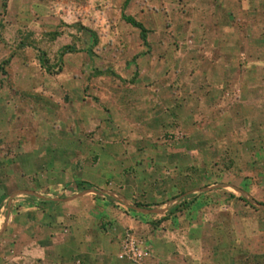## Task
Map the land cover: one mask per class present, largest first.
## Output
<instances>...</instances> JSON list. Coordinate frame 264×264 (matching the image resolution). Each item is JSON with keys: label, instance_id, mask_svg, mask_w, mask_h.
<instances>
[{"label": "rangeland", "instance_id": "rangeland-1", "mask_svg": "<svg viewBox=\"0 0 264 264\" xmlns=\"http://www.w3.org/2000/svg\"><path fill=\"white\" fill-rule=\"evenodd\" d=\"M6 1L4 7L0 0V126L20 132V148L15 157L7 145L0 152V183L7 181L0 190L6 194L0 202V264H54L29 256L22 241L29 232L20 207L31 205L19 200L30 201L32 189L16 188L36 187L39 180L20 175L39 165L49 169L39 185L51 184L58 203L117 193L115 202L109 199L114 222L122 224L113 237L120 260L146 264L153 253L149 237L177 232L174 219L153 225L156 214L180 203L170 215L184 221L197 201L208 207L184 222L199 228L185 254L196 264H264V3L257 9L245 2L237 12L236 4L218 10L219 4L212 9L192 0H129L125 7V0ZM220 11L227 19L210 17ZM122 13L148 29L147 45ZM64 45L75 51L62 55ZM40 51L53 65L49 71L40 66ZM209 69L214 81L206 86ZM42 149L46 155L40 157ZM99 161L102 171L115 175L105 181L107 188L75 196L68 186L55 189L60 176L63 181L80 170L90 176ZM172 187L191 191L165 194ZM144 216L149 226L122 222H144ZM213 221L219 226L211 229ZM126 237L145 252L141 258L120 257Z\"/></svg>", "mask_w": 264, "mask_h": 264}, {"label": "crops", "instance_id": "crops-1", "mask_svg": "<svg viewBox=\"0 0 264 264\" xmlns=\"http://www.w3.org/2000/svg\"><path fill=\"white\" fill-rule=\"evenodd\" d=\"M25 1H29V0H24V1L20 0V2H25ZM30 1L36 3L38 0H30ZM192 1L195 3H201V2L208 3L210 5V8L214 7V9L216 5H213V4H219L222 7L220 6L221 8L220 9L218 8V10H222V8L223 9L228 8L226 6L229 3H232V4H236L237 12H239V10H245L244 7L241 6L242 3H245V2L246 3L251 2L253 4L256 3L257 9H258L257 4L258 6H260L262 2L264 3V0H192ZM5 3H8V1L5 0ZM255 10L256 9L253 7L252 13ZM212 12H211L212 15L210 17L216 18V16H219L221 20L222 19L225 20V18L227 19V17L229 16V14L223 15V11L217 12V14L212 13ZM243 14H245L244 11H243ZM212 27H214V25H212ZM220 27H221V24L216 26V28H220ZM213 30L216 31L215 28ZM220 31H223V30H220ZM231 50L237 52V47L233 45ZM223 62L221 61V64L220 62L218 63V65L220 64L219 67H223V65H225ZM212 73L213 71H211L210 69H209V73L208 71L205 72V76L203 78L205 79L204 83H206V86L208 82L213 80L212 75H211ZM17 127H18L17 130L21 131V127L20 126H17ZM15 129L12 130L10 128L7 129L6 127H3L2 125L0 126V152H2L1 149H4L3 147H7V146L12 147L13 148L12 156L14 157H15V153L16 152L18 153V151L15 150V147L20 148V145L15 146V143L16 144L19 143L18 137L20 136L19 135L20 132L15 134L16 133ZM15 137L17 139L13 140ZM11 142L13 145L10 144ZM30 145L33 146L32 143H30ZM37 149L38 148H31L30 149L31 153L34 151H37ZM21 153H23V151ZM45 155H46V149H42L40 151V157H43ZM1 157H4V153L0 154V159ZM34 158L37 159V155ZM45 159L46 157H44L43 161H45ZM13 163L16 165L17 162L13 161ZM99 163L100 161L96 163V165L93 164L92 167L90 166L89 171H88L90 173V176L85 175L86 176L85 177L84 172H82L81 170L78 173L77 172L75 173L78 175V177L75 174H72V175L66 174L65 179H62L63 181H60L62 177L60 176L59 179L57 180L58 183H56L55 185L56 187L54 186L55 189H57L60 186L61 188L64 186H68L70 187L69 191H70L71 196H75L76 194L81 195L85 191L87 192L92 191L93 193H96V190H100V189H97V187L107 188V185H105L106 183L105 181L107 179L115 178V175L114 173L108 170L102 171ZM15 168L16 167L13 166L10 169L14 171ZM35 169H36L35 172H33L32 169H30L28 172L26 171V169H22L21 171H23L25 174L22 175V172H21L20 177L30 178L29 180H33V179L39 180L36 183V187H31V185H29L28 183L30 187L28 185H23L21 187L16 188L17 190H21V189L26 190L30 188L32 189V191L28 192V193H32V195L30 196L32 197V199L30 201L29 200L26 201L24 198L20 200L18 199L20 201V204H22V202H24V204L29 202V204L31 205L29 208H23V210L20 207L22 212L21 214H19V219L21 221V224L22 225L27 224V227H28V232H29L28 237L24 238V240L22 241H23L24 250L27 253H29V256H32V257L38 256L41 258L45 257L47 262L49 263L53 262L54 264H75V262L76 263L78 262L79 264H131L123 260H120L116 257V253L118 251V243L113 238L115 237L114 229H115V226L117 225L122 226V224H120V222L119 223L114 222L116 219L117 213L114 208L115 206L114 203L111 202L109 198L114 199V202H115L117 193H114L111 191L108 192L109 198L105 196H102L101 198L99 197L95 198L94 196L93 197L91 196L88 198L83 197V196H80V197L77 196L73 198L72 200L65 202V204H61V203H58V201H60L58 194L57 195L55 194L56 195L55 197L51 195L50 193L52 191L51 184L43 185L44 186L42 187L43 189H41L39 185L40 181L47 179L46 175L49 169L45 165L43 166L39 165L38 167H35ZM3 170H4V167L1 166L0 174L1 172H3ZM101 172H104V173H101ZM33 173L35 174V176ZM10 177L13 178L12 182L17 180L15 175H10ZM87 177H90V178H87ZM3 178L4 176L2 177L0 176V179H3ZM75 181L87 182L89 184V187L77 188L75 187ZM6 183L7 181L4 182L3 184L0 183L1 192H3V189ZM174 188L175 187H172L171 188L172 190L170 189L165 194H168L171 196L177 194L179 196H182L191 191L190 188L188 189L183 188L182 192L181 191L179 192L177 189L175 192ZM64 190L66 191V189ZM43 192H44V196H43ZM59 193L62 194L63 192H59ZM64 194L68 195L66 192ZM176 197L174 198L170 197V198L175 199ZM4 200H6V194L1 193L0 202ZM165 203L166 202L161 203V204L164 205ZM178 204L179 203H176L168 207H163L161 205V207L163 208L161 209L159 214H156V217L158 220H161L162 217L167 216L165 217V219H162L157 224L168 223L172 219H174L175 220L174 228H176L175 230L179 232L178 234L177 232H175V234H177L175 235L173 234L174 231L172 230L173 232L169 231L168 235L164 234V236L162 235L158 236L157 234L156 235L154 234L153 236H150L149 242L153 246V253L145 261L146 264H192V263L196 264L195 261H193L187 253L185 254V250H188V252H191L190 251L191 241H193L192 238L194 236L196 237V234H197L196 232H198L199 228H195L194 224L192 223H191L192 225L191 224L189 225L190 228H187V224L185 225L184 222L185 220L188 219L189 216H192V217L194 216L190 213H195L197 211L196 209H199V208L201 209V211H205L204 209H207L208 206L206 202H204V204L197 202V201L193 202V204L189 208L188 217L184 218L185 220L183 221L182 219H177L174 215L171 216L170 214H168L169 209H172L174 206ZM59 205H60V208H57ZM55 209L60 210V212L55 213L54 212L56 211ZM63 210L64 212L65 211L66 212L63 213ZM68 212H70L71 214H69ZM208 214H209V210H208L207 215ZM207 215L205 217L206 220L210 219L211 221L212 218H208ZM148 216H144L141 218L143 219L144 222L135 220V219L132 221V220L125 219V218H122L123 219L122 222L124 225L133 224L136 227L140 225L149 226L150 219ZM179 223H181V225H179ZM103 224H104V229L101 231V226H103ZM213 224H214V221L212 223L211 229L214 226L215 227L219 226L218 224H214V225ZM66 225L68 228L66 229L67 232L65 233L63 230H64V227H66ZM57 226H58V229L55 231L54 229ZM54 233L56 235H54ZM225 233L226 232L224 231V229H222V232L220 233V235L224 236V239H222V244L224 243V245H226L227 243L225 242L226 241ZM237 234H239V232H237ZM238 236L240 237V239H238L237 242L239 244H242L243 242L242 239H245V232L244 231L241 232Z\"/></svg>", "mask_w": 264, "mask_h": 264}, {"label": "trees", "instance_id": "trees-1", "mask_svg": "<svg viewBox=\"0 0 264 264\" xmlns=\"http://www.w3.org/2000/svg\"><path fill=\"white\" fill-rule=\"evenodd\" d=\"M128 1L129 0H125L124 1L123 7H125L127 5ZM5 5H6V3H5V0H4L3 6L5 7ZM122 18H123V20L125 22H127L128 24H130L131 26H133V27H135V28H137L139 30L140 39L142 40V42L144 44L147 45L148 29L143 25V23L138 21V20H136L133 16L125 14V13H122ZM92 35H93L92 45H95L97 43V36L94 33ZM74 51H75V49L71 45H64L61 48V54L62 55L65 54V53L74 52ZM8 61H9V58L6 59V62H8ZM39 63H40V66L43 67L47 71H49L53 67V65L51 66L50 64H48L45 52H43V51H40V53H39ZM72 187H74V186H72ZM75 187H77V188H86V187H89V184L87 182H83V181H75ZM137 205L140 206V207H146V208L151 206L149 204H141V203H138ZM179 208H181V204L180 203L178 205L174 206L172 209H169L168 214L174 213ZM165 217H167V216L162 217L161 220L165 219ZM161 220H157L156 223L153 222L152 224L156 225Z\"/></svg>", "mask_w": 264, "mask_h": 264}, {"label": "built area", "instance_id": "built-area-1", "mask_svg": "<svg viewBox=\"0 0 264 264\" xmlns=\"http://www.w3.org/2000/svg\"><path fill=\"white\" fill-rule=\"evenodd\" d=\"M145 254L137 245H135V241L130 238H125L123 241V250L120 257H126L128 259L137 260L141 258V256Z\"/></svg>", "mask_w": 264, "mask_h": 264}]
</instances>
